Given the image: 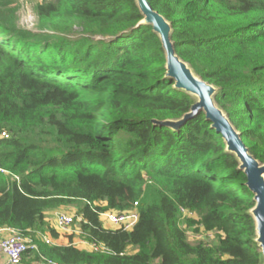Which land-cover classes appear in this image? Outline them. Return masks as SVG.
<instances>
[{"label":"trees","instance_id":"obj_1","mask_svg":"<svg viewBox=\"0 0 264 264\" xmlns=\"http://www.w3.org/2000/svg\"><path fill=\"white\" fill-rule=\"evenodd\" d=\"M147 1L264 164V0ZM15 3L0 0V229L29 241L19 264H263L246 178L204 114L176 131L152 123L196 100L165 77L135 0H42L38 33ZM70 206L90 250L39 236L56 239L47 215ZM134 208L130 231L103 226ZM194 225L215 241L191 243Z\"/></svg>","mask_w":264,"mask_h":264},{"label":"water","instance_id":"obj_2","mask_svg":"<svg viewBox=\"0 0 264 264\" xmlns=\"http://www.w3.org/2000/svg\"><path fill=\"white\" fill-rule=\"evenodd\" d=\"M142 16L140 25L150 26L159 38L164 54L165 77L173 82V88L188 94L196 100L190 112L180 120L153 121L155 126L178 130L199 113L211 123V128L220 136L224 151L234 157L245 178V187L252 194L254 207L249 212L255 224V243L264 264V164L259 163L244 145L241 134L236 131L225 113L216 105L214 97L218 89L197 76L190 66L175 53L171 40V24L154 11L147 0H135Z\"/></svg>","mask_w":264,"mask_h":264},{"label":"built area","instance_id":"obj_3","mask_svg":"<svg viewBox=\"0 0 264 264\" xmlns=\"http://www.w3.org/2000/svg\"><path fill=\"white\" fill-rule=\"evenodd\" d=\"M3 138H8L4 133ZM0 173L5 171L0 169ZM101 220L108 223L113 228L122 229L124 231H130L138 221V213L134 208L131 211L124 213L106 212L101 214ZM75 222L81 223L82 218L80 216L58 213L54 216V226L65 235L80 234L79 228L77 230H71L75 225ZM41 239L46 244H52L47 236H41ZM28 244V246H27ZM29 248V241L23 238L16 230L10 228L0 229V255L6 258L7 264H19L23 254ZM93 250H98L97 247L91 246ZM52 264V263H49Z\"/></svg>","mask_w":264,"mask_h":264},{"label":"rangeland","instance_id":"obj_4","mask_svg":"<svg viewBox=\"0 0 264 264\" xmlns=\"http://www.w3.org/2000/svg\"><path fill=\"white\" fill-rule=\"evenodd\" d=\"M42 0H16V7H17V17H18V26L25 30H30L32 32L38 33L39 27L37 24V19L34 14V8L37 3L41 2ZM58 213H65L70 215L77 216V210L76 208L70 206L68 208H61L60 210H57L56 212L50 213V215H47V221L50 223V227L53 228V221L54 216ZM183 218L190 219L192 221H197L198 218L195 214L191 213H183ZM186 226V225H185ZM79 228L78 222H75V225L71 230H77ZM183 228V225H182ZM186 235L188 240L191 243L203 241L206 243H212L215 241L216 235L213 233H204L203 230L199 227V225H194L191 228L187 227L185 228ZM66 233H64L65 235ZM75 236H77V233H74ZM53 244V243H52Z\"/></svg>","mask_w":264,"mask_h":264},{"label":"crops","instance_id":"obj_5","mask_svg":"<svg viewBox=\"0 0 264 264\" xmlns=\"http://www.w3.org/2000/svg\"><path fill=\"white\" fill-rule=\"evenodd\" d=\"M50 215V214H49ZM50 224V223H49ZM53 225H54V221H53ZM103 226L105 228H110V229H114L111 225H109L108 223L106 222H103ZM53 229L54 231H56V233L59 234V236L56 238V239H52V238H49V234L48 233H45L44 235H41L39 234V236H47L53 243V245H56V246H67L70 244V235H64L63 233L59 232L55 226H53ZM72 244L78 248H84L86 250H90V246L81 241L79 239V235L77 236H72ZM0 264H7V261H6V258L3 256V255H0Z\"/></svg>","mask_w":264,"mask_h":264}]
</instances>
